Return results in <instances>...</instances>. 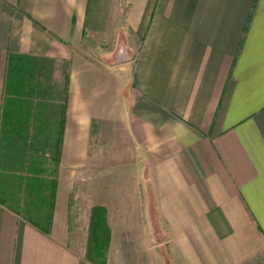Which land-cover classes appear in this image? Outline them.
Segmentation results:
<instances>
[{"label":"crops","instance_id":"crops-1","mask_svg":"<svg viewBox=\"0 0 264 264\" xmlns=\"http://www.w3.org/2000/svg\"><path fill=\"white\" fill-rule=\"evenodd\" d=\"M90 2L0 0V105L9 55L69 75L49 232L0 206V264H94L72 248L70 202L96 150L132 174L102 204L138 214L106 264H164L162 247L170 264L264 262V0H120L140 46L111 64L94 58Z\"/></svg>","mask_w":264,"mask_h":264},{"label":"trees","instance_id":"trees-1","mask_svg":"<svg viewBox=\"0 0 264 264\" xmlns=\"http://www.w3.org/2000/svg\"><path fill=\"white\" fill-rule=\"evenodd\" d=\"M64 64L63 99L53 101L45 81L53 64L9 55L0 105V206L46 234L54 208L67 100L69 75ZM149 218L155 242L162 244L165 240L157 237L163 230L153 208ZM161 254L170 264L165 247Z\"/></svg>","mask_w":264,"mask_h":264},{"label":"rangeland","instance_id":"rangeland-1","mask_svg":"<svg viewBox=\"0 0 264 264\" xmlns=\"http://www.w3.org/2000/svg\"><path fill=\"white\" fill-rule=\"evenodd\" d=\"M124 12V6L120 4V0H91L87 26L94 35L96 50H98L94 58L99 62L106 64L132 63L134 60L140 42L133 41L126 34L123 28ZM53 66H56L55 69L45 81L49 87L51 86V99L60 101L64 82L62 74H64L65 67L63 63H57ZM60 106L61 104H58L55 109V113L58 115L61 112ZM95 157L99 159L98 164L91 166L89 172L88 168H82L79 171L78 180L72 188L70 202V219L71 223H74L71 227L72 248L94 264H106L110 256L115 255L117 250L111 246L112 239H114V246L119 248L120 237L127 236L126 231L122 228L125 221L128 222V218L134 219L138 214L115 213V217L108 213L111 208L105 207L102 202L109 203L111 201V191L104 192L102 186L105 184L109 189L108 184L111 185L115 175L117 176L116 180L120 181L119 185H127L132 174L128 175L120 169L112 168L105 160L103 161L104 155L101 150L95 151ZM131 198L132 196H129L130 202ZM113 217L116 221L115 225L109 223V220L114 223ZM122 221H124L123 224H121ZM131 232L128 233L131 234ZM157 238L166 240L167 236L162 231ZM127 250V246H121L123 255L126 254ZM142 257L145 262L141 264H157L150 254ZM127 263L135 264L134 261ZM256 264H264V262Z\"/></svg>","mask_w":264,"mask_h":264}]
</instances>
